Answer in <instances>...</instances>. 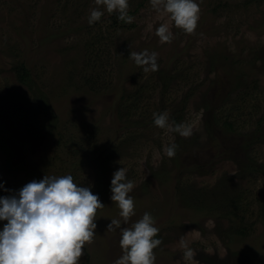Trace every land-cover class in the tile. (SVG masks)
I'll return each mask as SVG.
<instances>
[{"label": "rangeland", "instance_id": "1", "mask_svg": "<svg viewBox=\"0 0 264 264\" xmlns=\"http://www.w3.org/2000/svg\"><path fill=\"white\" fill-rule=\"evenodd\" d=\"M196 2L189 34L151 0H129L131 23L104 11L92 25L95 0H0V182L14 191L71 174L99 195L78 264L123 255L120 229L106 228L121 219L110 199L120 167L135 204L122 227L154 217V264H264V0ZM144 50L156 71L132 58ZM22 62L31 88L17 78ZM165 111L192 135L155 126Z\"/></svg>", "mask_w": 264, "mask_h": 264}, {"label": "clouds", "instance_id": "2", "mask_svg": "<svg viewBox=\"0 0 264 264\" xmlns=\"http://www.w3.org/2000/svg\"><path fill=\"white\" fill-rule=\"evenodd\" d=\"M97 7L90 12L88 23L100 21L107 13H117L118 19L131 23L128 14L129 0H95ZM156 10L166 11L174 25L186 33H193L199 20L200 8L196 0H151ZM157 36L163 42H170L172 33L167 25H160ZM135 63L148 71H156L157 54L148 50L131 53ZM154 125L183 137L192 135V129L184 124H170L169 114L154 113ZM175 143L166 147L168 157L176 154ZM134 185L127 178V170L120 167L112 174L110 199L120 209L121 219H112L106 228L120 229V247L123 255L116 264H154V249L161 244L156 238L159 229L154 217L145 212L130 227H122L135 215L134 199L129 193ZM0 189L8 195L0 196V264H78L84 254L83 246L91 243L96 234L97 210L104 207L99 195L90 186L76 182L71 174L44 175L33 179L19 190ZM185 259L191 260L193 250L186 242Z\"/></svg>", "mask_w": 264, "mask_h": 264}, {"label": "trees", "instance_id": "3", "mask_svg": "<svg viewBox=\"0 0 264 264\" xmlns=\"http://www.w3.org/2000/svg\"><path fill=\"white\" fill-rule=\"evenodd\" d=\"M116 23V21H114L113 25ZM15 72H16V75H17V78L18 80H20L24 85H26L28 88H31V81H32V78L30 76V73L27 69V66L26 64H24V62L20 63L18 66H16V69H15ZM180 116H178L177 118H175L173 121L174 122H177L178 119H179ZM225 125H228L229 127H231L232 123H224ZM3 195H6L4 193V190L3 189H0V196H3ZM236 205V203H235ZM83 264H86V263H83Z\"/></svg>", "mask_w": 264, "mask_h": 264}]
</instances>
